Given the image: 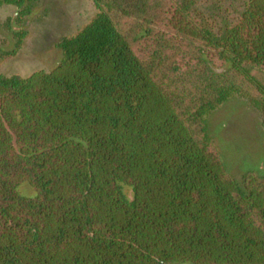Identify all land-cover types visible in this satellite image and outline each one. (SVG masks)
<instances>
[{"label": "trees", "instance_id": "1", "mask_svg": "<svg viewBox=\"0 0 264 264\" xmlns=\"http://www.w3.org/2000/svg\"><path fill=\"white\" fill-rule=\"evenodd\" d=\"M36 1L0 0L5 57ZM92 2L50 69L0 73V264H264V174L208 127L239 95L264 143V0Z\"/></svg>", "mask_w": 264, "mask_h": 264}, {"label": "rangeland", "instance_id": "2", "mask_svg": "<svg viewBox=\"0 0 264 264\" xmlns=\"http://www.w3.org/2000/svg\"><path fill=\"white\" fill-rule=\"evenodd\" d=\"M14 5L0 6V73L27 76L37 70H48L60 57L56 42L73 34L96 12L92 0H37L31 12L12 30L23 32L22 42L12 56L2 52L11 50L15 38L4 28L7 18L17 12ZM209 134L217 145L228 171L239 179L249 169L264 174L263 131L258 113L239 95L208 116ZM22 191L30 193L24 185Z\"/></svg>", "mask_w": 264, "mask_h": 264}]
</instances>
